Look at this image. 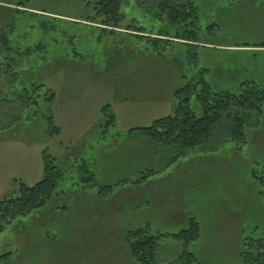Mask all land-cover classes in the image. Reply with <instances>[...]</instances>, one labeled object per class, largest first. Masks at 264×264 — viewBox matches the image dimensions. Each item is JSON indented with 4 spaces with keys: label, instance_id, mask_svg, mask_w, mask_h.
<instances>
[{
    "label": "rangeland",
    "instance_id": "obj_1",
    "mask_svg": "<svg viewBox=\"0 0 264 264\" xmlns=\"http://www.w3.org/2000/svg\"><path fill=\"white\" fill-rule=\"evenodd\" d=\"M20 1L0 0V198L21 181L32 185L42 178L45 149L76 160L50 205L0 233V252H14L1 264H138L124 236L147 225L170 234L157 254L158 262L170 264L183 244L172 235L190 216L201 225L200 237L188 246L199 264H244V244L264 234V111L247 125L244 145L223 136V123L212 146L171 164L173 149L156 155L139 133L128 132L172 112L184 74L202 67L211 82L232 92L244 81L264 83V47H235L264 43V0H202V25L219 23L211 35L202 33L205 45L160 46L162 54L132 34L136 28L110 23L105 31L85 20L86 4L94 0H31L18 7ZM140 4L125 5L126 19L134 18L145 34L157 32L164 22L155 7ZM3 34L15 52L39 43L46 51L14 54L12 63ZM38 82L46 86L35 88ZM49 87L56 97L46 102ZM106 104L116 114L114 127L101 120ZM50 114L59 134H50ZM80 165L95 173V184L80 181ZM151 169L157 173L147 181H132ZM123 178L131 181L118 184ZM105 183L112 191L100 196Z\"/></svg>",
    "mask_w": 264,
    "mask_h": 264
},
{
    "label": "trees",
    "instance_id": "obj_2",
    "mask_svg": "<svg viewBox=\"0 0 264 264\" xmlns=\"http://www.w3.org/2000/svg\"><path fill=\"white\" fill-rule=\"evenodd\" d=\"M28 1L31 0H21L18 7H27ZM129 1H88L86 4L88 12L84 16L85 20L105 31H107L106 29L110 23L115 24L118 29L129 32L136 28L132 34L147 38L151 42V48L155 54H157L156 52H158L160 46L173 47L176 43V45L187 44L192 47L204 46L202 33L209 32L211 35L214 29L219 26V23L215 20L208 21L205 26L202 25L201 15H204L202 12L205 10L204 2L206 1L136 0L146 10L147 7L151 8L150 5L154 6L157 11L155 16L158 20L164 22L157 32L148 35L145 34L147 33L145 32V27L141 26L140 23L136 24L137 22L133 21L134 18L126 19L124 7ZM57 21L62 23V21L68 20L58 18ZM109 32V34L114 33L112 31ZM141 32L143 34H140ZM2 36L1 39L3 38L5 45L4 51L10 54L12 63L16 62L14 54L22 57L29 55L32 50L39 52L45 50L46 47V44L39 43L35 49L28 47L24 53L20 49L15 52V48L10 45V39L8 40L5 34ZM235 47H264V43H238ZM45 53L47 52L43 54ZM158 53L162 54L160 50ZM0 65L2 64L0 63ZM208 71V68L202 67L197 72L184 74L182 84L177 86L173 93L175 101L173 111L154 118L148 125L132 127L128 134L133 136L135 133H139L141 135L140 139H144L145 143L149 146L151 145V149H154L156 155L167 149H173L176 153L172 160L169 158V161L171 160L169 164L174 163L188 151L207 145L212 146V137L217 131L215 129L223 123L228 126L223 136L230 135V138L239 145L247 143V125L254 115H259L264 111V83L256 80L244 81L241 84L240 92H232L221 89L218 85L211 82L207 77ZM39 82L34 84L35 88L46 86L44 82ZM48 89L49 92L45 93L44 100L51 102L55 99L56 92L52 91L50 87ZM47 117L51 130L50 134H59L61 127L55 121L54 116L50 114ZM101 120L104 121L103 125L105 127L116 126V114L110 104L102 107ZM99 126L101 127V123ZM222 131V128H220L218 133H216L220 134ZM75 157L76 155H68L67 158L64 156L60 157L55 153L52 154L48 149L43 151L42 178L32 185L21 181L18 187L0 198V233L7 225L40 212V209L43 210L50 205L52 202L50 200L56 194L57 187L64 182V177L68 167H70L68 164H72L73 160H76ZM79 167L82 168L81 171L85 172V177L81 178V182L87 185L97 182L94 172H89V168L86 166L80 165ZM136 172L139 174L141 171L137 170ZM156 173L155 169H151L149 172L143 173L146 175L137 177L132 181L135 183L144 182L148 180L150 174ZM129 181L131 180L123 178L118 184ZM112 188V183H105L100 188V196L111 192ZM61 207L62 209L66 208L65 206L58 208ZM200 234L201 225L198 219L190 216L186 227L172 235L174 238L183 241V244L178 257L170 264H199L197 255L188 246L191 241L198 239ZM169 235L162 232L154 233L151 227L147 225L126 232L124 243L129 254L138 264H165L157 261V254L160 241L163 237H168ZM244 245L246 246H243L245 248L240 253L244 264H264V234L256 243L250 242ZM13 253L11 250L0 252V264L10 263Z\"/></svg>",
    "mask_w": 264,
    "mask_h": 264
},
{
    "label": "crops",
    "instance_id": "obj_3",
    "mask_svg": "<svg viewBox=\"0 0 264 264\" xmlns=\"http://www.w3.org/2000/svg\"><path fill=\"white\" fill-rule=\"evenodd\" d=\"M167 114H169V113H167ZM166 115V114H165ZM9 191V190H8ZM8 192H6L5 194H7Z\"/></svg>",
    "mask_w": 264,
    "mask_h": 264
}]
</instances>
